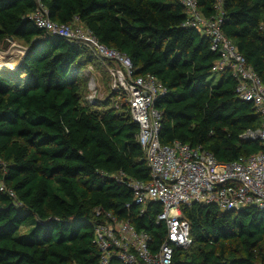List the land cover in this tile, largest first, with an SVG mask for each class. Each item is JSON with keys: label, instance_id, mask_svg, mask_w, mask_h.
Here are the masks:
<instances>
[{"label": "trees", "instance_id": "trees-1", "mask_svg": "<svg viewBox=\"0 0 264 264\" xmlns=\"http://www.w3.org/2000/svg\"><path fill=\"white\" fill-rule=\"evenodd\" d=\"M41 1L53 22H78L129 57L138 76L166 87L155 103L162 145L201 147L223 164L264 153L259 140L243 138L259 130L261 115L238 97L229 72L208 82L220 54L185 26L177 0ZM197 2L205 18L222 13V33L264 83V0ZM36 7L0 0V44L20 40L27 51L13 69L0 67V264H98L97 210L149 234L155 251L167 235L157 222L162 207L136 206L130 187L151 181L140 128L117 94L87 101L83 69L100 60L82 43L39 29L31 20ZM182 214L193 245L175 249L172 264H264L263 209L231 213L194 203Z\"/></svg>", "mask_w": 264, "mask_h": 264}, {"label": "built area", "instance_id": "built-area-1", "mask_svg": "<svg viewBox=\"0 0 264 264\" xmlns=\"http://www.w3.org/2000/svg\"><path fill=\"white\" fill-rule=\"evenodd\" d=\"M35 1L37 7L31 20L39 29L69 42L82 43L98 60L110 63L106 70L117 94V104L122 101L138 124L137 141L151 170L149 183H130L134 203L141 209L150 203L162 207L157 222L166 225L167 235L155 251L150 247L152 239L149 234L137 231L129 221L97 210L99 221L93 228L94 244L100 252L98 264H172L175 249L187 250L193 245L190 224L183 218L182 208L194 203L216 205L220 211L231 213L250 207L264 210V153L223 164L201 147L180 142L162 145V114L155 103L166 93V87L153 75L138 76L129 57L99 43L94 34L78 22L73 26L53 22L42 1ZM177 1L186 11L185 26L209 37L211 50L220 54L212 72H229L237 81L238 97L252 103L261 115L259 130L247 132L243 138L259 140L264 146L263 81L235 44L222 33L221 12L205 18L197 0ZM4 189L0 183V191ZM7 192L15 197L12 191Z\"/></svg>", "mask_w": 264, "mask_h": 264}, {"label": "rangeland", "instance_id": "rangeland-1", "mask_svg": "<svg viewBox=\"0 0 264 264\" xmlns=\"http://www.w3.org/2000/svg\"><path fill=\"white\" fill-rule=\"evenodd\" d=\"M0 48V51L3 53V59L7 62V65H9L5 66V68L13 69L16 65L20 64L25 52V45L22 41L13 40L6 50L3 49L4 44H0ZM101 63V61H96L83 69L82 78L86 79L88 89H90V86L94 89L87 98L89 102L97 99L103 100L111 95L115 96L116 94L112 88V80L109 72L104 69ZM220 78V74H214L208 82L217 85L220 82ZM120 103H122V101H120ZM26 232L27 229L22 227L19 234L23 235Z\"/></svg>", "mask_w": 264, "mask_h": 264}, {"label": "crops", "instance_id": "crops-1", "mask_svg": "<svg viewBox=\"0 0 264 264\" xmlns=\"http://www.w3.org/2000/svg\"><path fill=\"white\" fill-rule=\"evenodd\" d=\"M4 50H6L5 48H3ZM0 50H1V48H0ZM4 57H3V53L0 51V64L1 63H3V64H5V66H9V65H7V62L3 59ZM9 62V61H8ZM17 63V62H16ZM95 81V80H94ZM94 89H93V87H91L90 86V91L92 92Z\"/></svg>", "mask_w": 264, "mask_h": 264}, {"label": "water", "instance_id": "water-1", "mask_svg": "<svg viewBox=\"0 0 264 264\" xmlns=\"http://www.w3.org/2000/svg\"><path fill=\"white\" fill-rule=\"evenodd\" d=\"M11 42H12V40H8V41L4 44V48L7 49V47L9 46V44H11ZM26 53H27V51L24 52V55H23V57H22V61H23V58H24V56H25ZM4 66H5V64H1L0 67H4Z\"/></svg>", "mask_w": 264, "mask_h": 264}]
</instances>
